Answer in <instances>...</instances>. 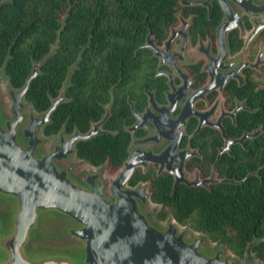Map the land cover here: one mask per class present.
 <instances>
[{
    "label": "trees",
    "instance_id": "16d2710c",
    "mask_svg": "<svg viewBox=\"0 0 264 264\" xmlns=\"http://www.w3.org/2000/svg\"><path fill=\"white\" fill-rule=\"evenodd\" d=\"M179 8V0H10L0 7V67L6 61L10 85L21 87L32 61L51 49L62 27L55 52L40 67L25 98L37 111L45 110L58 95L69 66L79 58L65 89L67 100L54 110L43 131L53 134L64 122L68 132L74 127L86 131L90 121L103 114L113 86L111 115L103 127L116 133H102L76 144L79 157L93 165L107 162V170L113 173L128 153L130 134L124 126L133 117L127 96L141 109L146 102L143 86L152 87L149 74L155 59L147 50L136 55L134 51L148 29L160 43ZM154 84L157 99L163 100L164 80L158 78ZM240 133L239 129L231 132ZM203 137L214 135L199 138ZM257 138L263 143L249 148L234 163H219L221 174L235 182L220 181L210 187L179 184L172 190V176L157 175L150 167L145 173L138 168L129 183L149 181L150 198L160 204L157 218L171 215L244 256L247 243L264 235V131ZM253 251L264 262V240Z\"/></svg>",
    "mask_w": 264,
    "mask_h": 264
},
{
    "label": "water",
    "instance_id": "95a60500",
    "mask_svg": "<svg viewBox=\"0 0 264 264\" xmlns=\"http://www.w3.org/2000/svg\"><path fill=\"white\" fill-rule=\"evenodd\" d=\"M7 1L10 0H0V7ZM61 29L57 30L51 49L40 60L32 61L31 71L21 87L15 88L8 81L10 113H6L0 96V200L10 206L8 212L0 213V264H235L236 259L229 257L225 243L214 240L220 244L202 245L209 237L205 232H194L188 237L187 227H181L171 215L165 224L155 222L153 216L159 205L150 199L149 182L129 183L135 169L142 166L146 170L149 161L159 164L158 172L166 169L173 174L172 190L179 184L207 186L208 181L217 180L213 176L188 179L184 174V161L190 152L176 151L181 130L170 134L168 131L174 122L185 124L188 116L185 112L170 116L169 108L158 106L150 93V106L143 113L133 109L138 122L128 129L133 130L150 119L155 124L156 134L133 139L130 146L136 141H157L161 135L168 142L159 149H130L123 165L114 173L107 170V162H104L96 166L89 164L92 168H85L78 176L74 171L77 163L73 160L78 141L103 132L101 124L109 114L110 104L102 119L93 123L87 132L75 128L66 135L63 125L52 147L42 149L46 143L43 126L50 121L58 105L67 100L65 89L79 58L69 66L58 95L51 98L45 110L34 109L25 96L40 67L55 52ZM146 47L155 49L157 55L163 53L149 35L138 50ZM5 66L6 61L0 67V85L7 77ZM209 86L206 84L203 88ZM152 109L166 120L158 123ZM204 114L199 113V116L202 118ZM221 131L228 143L231 138L224 129ZM262 131L264 124L245 132L237 140L254 137ZM71 159L73 162L63 163ZM106 172L111 175L108 181ZM227 180L236 181L226 177L217 181ZM151 202L158 206L156 210L147 208L152 206ZM59 220L66 223L61 227ZM66 237L71 239L64 244L49 241ZM262 240L264 235L254 236L247 243L241 264H264L253 251L254 245Z\"/></svg>",
    "mask_w": 264,
    "mask_h": 264
},
{
    "label": "flooded vegetation",
    "instance_id": "af4514ba",
    "mask_svg": "<svg viewBox=\"0 0 264 264\" xmlns=\"http://www.w3.org/2000/svg\"><path fill=\"white\" fill-rule=\"evenodd\" d=\"M223 2L225 6L221 0H179L180 8L174 11V21L169 25L165 38L158 43L155 34L148 29L143 43L135 49L134 55L141 50L149 51L155 59V65L154 71L149 74L152 87L143 86L146 96L145 105L139 109L130 96L126 99L133 117V121L124 126V130L130 134L126 158L132 148L159 149L168 142V139L161 135L157 141H136L130 146L133 139L139 140L156 134L155 124L150 119L133 130L128 129L138 122L133 109L143 113L150 106V93L158 106L169 108L170 116L176 117L181 111L188 114L185 124L174 122L168 131L169 134L175 133L177 129L182 132L176 151L186 149L188 153L190 152L185 158L183 168L188 179L211 176L217 180L225 177L229 179L225 174H221L219 163L225 164L229 161L232 164L236 157L246 155L250 151L249 148L263 143V139H256L259 133L242 140L237 138L264 124V0H228V2L224 0ZM148 35L163 53L157 55L155 49L151 47L138 50L145 44ZM168 39L170 41L167 45ZM158 78L165 82L163 100H158L156 97L157 87L154 83ZM206 84L210 86L204 89ZM113 100L112 86L110 100L103 104V114L97 120H91L86 131L74 127L68 132L65 122L60 128L65 125L66 135L72 133L75 128L80 132H87L93 123L102 119L106 113V106L110 104L109 114L101 124V129L102 133H116L103 127L111 115ZM152 111L157 115L153 117L158 123L166 120L157 111L153 109ZM199 113L206 114L201 118ZM250 123L255 125L248 129ZM221 129H224L231 138L228 143ZM235 129H239L241 133L231 134ZM59 130L50 135L58 136ZM42 132L44 133L43 130ZM210 134L214 137L199 138ZM221 148L224 149L220 150ZM74 157L93 166L79 157L77 147ZM150 167L157 175L167 172L174 180L173 174L168 170L162 169L158 172L159 164L152 161H149L146 170L138 166L135 171L140 168L145 173ZM190 173H193L192 177L189 176ZM217 180L208 181L205 187L220 182ZM146 181L149 182L141 180V182ZM157 204L160 206L159 203Z\"/></svg>",
    "mask_w": 264,
    "mask_h": 264
},
{
    "label": "rangeland",
    "instance_id": "374dc122",
    "mask_svg": "<svg viewBox=\"0 0 264 264\" xmlns=\"http://www.w3.org/2000/svg\"><path fill=\"white\" fill-rule=\"evenodd\" d=\"M8 79L7 77H4L1 80V85H0V96L2 98V102H3V107L6 111V113H10V106H11V99L9 97L8 94ZM29 105L24 109V111H28L29 109ZM42 136L46 139V143L42 145V149L43 150H47L50 149L52 147L53 142L56 139L55 135H45L44 133H42ZM74 162L77 163V166L75 168V174H77L78 176H81V171L84 170L85 168H92L88 163L83 162V161H79L76 158H73ZM69 162H73L72 159L71 160H67V161H63V163H69ZM189 176H193V173H190ZM111 177V175H109V173H105V179L108 181L109 178ZM152 206H147V208H153V209H157L158 206L155 205L154 203L151 202ZM10 210V206L8 204H6L5 202H3L2 200H0V213H6ZM153 220L159 224H165L166 223V219H159L157 218V216H153ZM57 223H59L61 225V227L66 223V221H58ZM181 227L186 226L187 227V236L190 237L194 232H199L198 230L193 229L192 227H190L187 224H180ZM71 238H64V239H49L50 242L52 243H62L64 244L65 241H68ZM76 239H73L74 242ZM49 242V243H50ZM213 244H220V242L214 241L211 238L208 237L207 242L202 244L204 246H208L211 247ZM227 250L229 252V257L230 258H235L236 262L235 264H241L244 262V256H239L236 253L232 252L231 249L227 246Z\"/></svg>",
    "mask_w": 264,
    "mask_h": 264
}]
</instances>
